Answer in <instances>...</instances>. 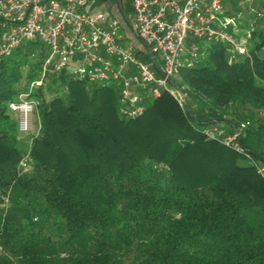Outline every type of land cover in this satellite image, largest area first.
<instances>
[{
  "label": "trees",
  "instance_id": "trees-1",
  "mask_svg": "<svg viewBox=\"0 0 264 264\" xmlns=\"http://www.w3.org/2000/svg\"><path fill=\"white\" fill-rule=\"evenodd\" d=\"M121 2L130 15L133 0ZM248 21L246 56L231 61L224 45L198 41L175 79L187 106L163 91L142 116L114 122L121 132L94 107L101 87L62 73L31 95L37 134L20 133L8 103L28 89L45 51L27 43L2 60L0 264H264V20ZM38 50L42 60L25 71ZM104 90L118 116L116 92ZM133 126L141 145L161 144V158L135 150ZM214 128L221 134L207 138ZM236 133L240 151L223 142ZM179 161L205 176L180 173Z\"/></svg>",
  "mask_w": 264,
  "mask_h": 264
},
{
  "label": "built area",
  "instance_id": "built-area-1",
  "mask_svg": "<svg viewBox=\"0 0 264 264\" xmlns=\"http://www.w3.org/2000/svg\"><path fill=\"white\" fill-rule=\"evenodd\" d=\"M102 1L0 0V62L27 43H39L45 51L38 80L8 103L20 133H31L38 106L31 95L49 76L63 73L72 81L113 89L118 117L129 121L142 116L147 103L163 91L182 105L175 79L196 56L198 41L224 45L231 61L248 54L251 33L246 29L244 37L238 34L241 13L226 15L223 0H133L128 29L143 44L142 51L125 45L119 19L96 9ZM255 1L244 3L263 21L264 0L257 6ZM220 134L216 128L206 131L209 139ZM238 138L236 133L223 142L240 151ZM20 167L29 169V157Z\"/></svg>",
  "mask_w": 264,
  "mask_h": 264
},
{
  "label": "rangeland",
  "instance_id": "rangeland-1",
  "mask_svg": "<svg viewBox=\"0 0 264 264\" xmlns=\"http://www.w3.org/2000/svg\"><path fill=\"white\" fill-rule=\"evenodd\" d=\"M255 2H257V4H254V5L257 6L260 3V0H256ZM238 4H239V7H240V10H238L237 13H239V12L241 13V19H239V24H238V27H239L238 34L241 37H244L245 36L246 29L248 30V28H245V26H246L245 24H248L249 17H252V13L250 12V9L253 8V6H250L249 4H245L242 0H238ZM117 18L119 19V21L121 23V26L124 29H128L127 23L125 22L124 18L120 14L119 15L117 14ZM251 43H252V38H251ZM251 43H250V45H251ZM134 49H138V50H142L143 49V44L137 38H135ZM42 54H43L42 51L40 52V50H38L37 51V55L36 54L35 55L33 54V55L29 56L28 59H27V61H25V62H24V59L23 58H20L19 59V63H23V62L26 63V62H28V64H30V66H28V65L26 67L24 66V70L26 71L30 67H32L33 64H36V63L38 64L42 60V58L40 57ZM41 65H42V62L39 65V69L37 71L36 70L34 71V74L36 76L33 79V81L38 80L39 75H40ZM51 81L52 80L47 81V83L49 84ZM259 84L264 87V78L259 81ZM51 87H53V86H51ZM101 89L102 90H100L98 92V94H96V96H95L96 98H95V102H94L95 103L94 104V107H96L95 108L96 111L99 114L102 115V117H101L102 121L103 122H106L107 125L110 127L111 130H113V131H119L120 129L118 127H120V126L118 124L115 125V123L116 122L117 123L119 122V124H120L121 121L118 118V116H116L114 114V111H113L114 110V104H113V101L111 99V96L108 93V91L104 90V88L101 87ZM43 91L45 92V90H43ZM78 94H79V92H78ZM49 96H50L49 94L46 95L47 98ZM76 96H77L76 97L77 101H81V99H84V98H82L84 95L81 94V93H80V96L79 95H76ZM37 101H38V99H37ZM181 101L183 102L182 104H184L185 96H184V94L182 92H181ZM140 128L141 127L133 126V127H131L129 129L130 132L127 131V135L135 137L134 138L135 141H132L133 143H135L134 145H137V148L135 150L137 152H139V153H141V152L154 153L158 157L161 158V156L163 155L162 150H161V144L160 145H156L155 144V145H152V146L147 147V146H144V145H141L140 144L141 137H139L138 134H135V135H131L130 134V133H133L134 134L133 131L134 130H138ZM38 130H39V127H38V118H37V113L35 111L34 114H33V117H32V130H31V133H29L30 134L29 136L36 135L37 132H38ZM120 132H121V130H120ZM124 135L126 137H128L125 133H124ZM29 136L26 135V136H23V138H22V141L25 144L24 146H26L25 149H27V147L29 145V142H28ZM225 148H227L228 150H230L232 152H235L231 148H228V147H225ZM188 163H190V162H188V161H186V162L179 161L178 164H177L179 172L181 173V170H182V173H186L188 175H191L192 178L195 179L194 181L201 180V177L205 176V173L203 171H198L199 170L198 166H196V168L194 169Z\"/></svg>",
  "mask_w": 264,
  "mask_h": 264
},
{
  "label": "crops",
  "instance_id": "crops-1",
  "mask_svg": "<svg viewBox=\"0 0 264 264\" xmlns=\"http://www.w3.org/2000/svg\"><path fill=\"white\" fill-rule=\"evenodd\" d=\"M176 1L178 3H183L185 0H176ZM242 1L244 2V0H242ZM119 3L121 4V8H122V2H121V0H117V3L116 4H112V5H109L108 4V0H103L102 2H100V3L97 4L96 9L97 10H107L115 18H117V14L118 15L120 14L124 18L125 22L128 25V18L131 16V14L133 12V6H132L131 14L128 15V16H126L124 14V12H123V14L121 13L120 7H119ZM223 4H224V7H225V13H226V15H227V11H230V13L234 14L235 12H237L238 10H240L239 4H238V0H223ZM255 4H257V2H255ZM122 11H123V8H122ZM122 30H123V33H124V36H125L123 42L125 43V45L131 46V47L134 48V43H135V38L136 37H134L133 35H131L129 33V29H124L122 27ZM135 50L136 51H142L143 49L142 50L135 49Z\"/></svg>",
  "mask_w": 264,
  "mask_h": 264
},
{
  "label": "water",
  "instance_id": "water-1",
  "mask_svg": "<svg viewBox=\"0 0 264 264\" xmlns=\"http://www.w3.org/2000/svg\"><path fill=\"white\" fill-rule=\"evenodd\" d=\"M119 7H120V11H121V13L123 14V11H122L121 4H120V3H119ZM184 104H185V106H187L186 99H185V101H184Z\"/></svg>",
  "mask_w": 264,
  "mask_h": 264
}]
</instances>
